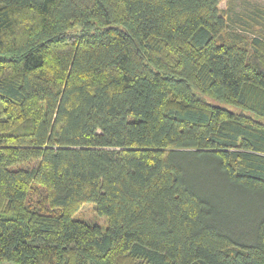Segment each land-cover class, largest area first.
Returning a JSON list of instances; mask_svg holds the SVG:
<instances>
[{
	"label": "trees",
	"instance_id": "obj_1",
	"mask_svg": "<svg viewBox=\"0 0 264 264\" xmlns=\"http://www.w3.org/2000/svg\"><path fill=\"white\" fill-rule=\"evenodd\" d=\"M220 1L0 0V263L264 264V7Z\"/></svg>",
	"mask_w": 264,
	"mask_h": 264
},
{
	"label": "rangeland",
	"instance_id": "obj_2",
	"mask_svg": "<svg viewBox=\"0 0 264 264\" xmlns=\"http://www.w3.org/2000/svg\"><path fill=\"white\" fill-rule=\"evenodd\" d=\"M221 9H227L228 12L237 15L238 13L253 11L256 7H264V0H221L219 3ZM76 219L99 225L103 230L106 227V219L100 216L94 209L92 202L84 203L73 215ZM0 264H13L3 262Z\"/></svg>",
	"mask_w": 264,
	"mask_h": 264
}]
</instances>
